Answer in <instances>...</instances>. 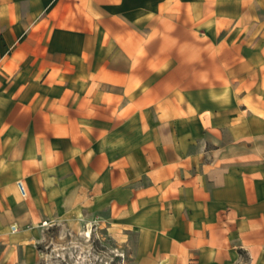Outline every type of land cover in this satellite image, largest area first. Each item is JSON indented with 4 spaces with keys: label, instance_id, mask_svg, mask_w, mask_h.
<instances>
[{
    "label": "crops",
    "instance_id": "1",
    "mask_svg": "<svg viewBox=\"0 0 264 264\" xmlns=\"http://www.w3.org/2000/svg\"><path fill=\"white\" fill-rule=\"evenodd\" d=\"M61 216L264 264V0H0V244Z\"/></svg>",
    "mask_w": 264,
    "mask_h": 264
},
{
    "label": "rangeland",
    "instance_id": "2",
    "mask_svg": "<svg viewBox=\"0 0 264 264\" xmlns=\"http://www.w3.org/2000/svg\"><path fill=\"white\" fill-rule=\"evenodd\" d=\"M38 225L31 246L14 250L13 256L0 244V264H135L134 233H115L102 223L73 216Z\"/></svg>",
    "mask_w": 264,
    "mask_h": 264
},
{
    "label": "built area",
    "instance_id": "3",
    "mask_svg": "<svg viewBox=\"0 0 264 264\" xmlns=\"http://www.w3.org/2000/svg\"><path fill=\"white\" fill-rule=\"evenodd\" d=\"M17 187H18V190H19L20 194H21L22 196H26V194H27V193H26V190H25V188H24V186H23V184H22V182H21L20 180L17 181ZM11 230H12V231L17 230V227H16L15 224H12V225H11Z\"/></svg>",
    "mask_w": 264,
    "mask_h": 264
},
{
    "label": "bare ground",
    "instance_id": "4",
    "mask_svg": "<svg viewBox=\"0 0 264 264\" xmlns=\"http://www.w3.org/2000/svg\"><path fill=\"white\" fill-rule=\"evenodd\" d=\"M86 235H88L89 233H85Z\"/></svg>",
    "mask_w": 264,
    "mask_h": 264
}]
</instances>
